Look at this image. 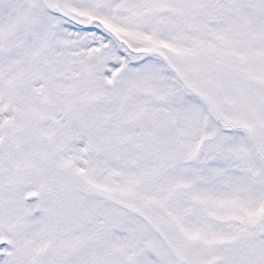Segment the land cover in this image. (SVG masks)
I'll return each instance as SVG.
<instances>
[{"label": "snow or ice", "instance_id": "snow-or-ice-1", "mask_svg": "<svg viewBox=\"0 0 264 264\" xmlns=\"http://www.w3.org/2000/svg\"><path fill=\"white\" fill-rule=\"evenodd\" d=\"M0 264H264V0H0Z\"/></svg>", "mask_w": 264, "mask_h": 264}]
</instances>
